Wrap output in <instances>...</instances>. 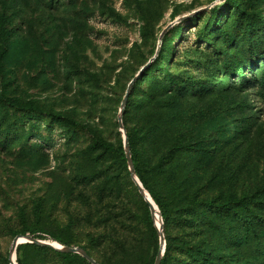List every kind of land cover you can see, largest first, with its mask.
I'll list each match as a JSON object with an SVG mask.
<instances>
[{
	"label": "rangeland",
	"instance_id": "374dc122",
	"mask_svg": "<svg viewBox=\"0 0 264 264\" xmlns=\"http://www.w3.org/2000/svg\"><path fill=\"white\" fill-rule=\"evenodd\" d=\"M0 17L9 31L0 94L36 110L0 102V264H9L21 231L81 247L98 264L154 258L160 242L158 233L156 241L150 237V226L157 230L158 221L118 154V117L139 174L153 187L136 129L149 118L164 122L165 264L185 260L182 248L199 225L204 250L226 256L227 264H264V250L243 242L242 207L229 220L227 240L197 213L186 228L176 210L202 199L240 206L264 185V0H0ZM171 77L184 81L183 90L162 89ZM176 112L191 119L201 147L214 144L211 157L189 151ZM120 199L129 203L134 227L121 218ZM251 210L264 217V204ZM14 262L67 264L33 247L15 252Z\"/></svg>",
	"mask_w": 264,
	"mask_h": 264
},
{
	"label": "trees",
	"instance_id": "16d2710c",
	"mask_svg": "<svg viewBox=\"0 0 264 264\" xmlns=\"http://www.w3.org/2000/svg\"><path fill=\"white\" fill-rule=\"evenodd\" d=\"M241 16V13L239 14V17ZM6 22L3 17H0V59H2L3 54L5 53V48L3 45H5L8 41L9 38V31L5 27ZM264 27V24H263ZM161 56L159 55L158 57L155 58V61L153 62V65L156 66L159 61L161 60ZM263 61V60H261ZM150 66V65H149ZM255 77L258 78L257 74H255ZM263 79H264V74H263ZM261 77V78H262ZM262 80V79H261ZM161 82V87L164 91L169 92V89L173 88H181L183 90L184 88V81L179 82L175 78L171 77L169 80ZM160 84V82H159ZM242 88L244 86H241ZM0 102H3L10 108H12L15 111H26V112H33L36 111L30 104L26 105H19L10 98H7L0 94ZM148 112H144L142 114V117L146 116ZM183 114L182 112H176L174 115V118L177 120L179 123L178 125V130L179 126H186L185 127V132H186V137L189 140V151L197 154L199 152H203L205 157L209 158L212 156L214 153V150H210V147L212 146H205V148L201 147L198 144L197 136L195 132H192V122L190 119V122L187 121L186 118H184V115H179ZM179 115V116H178ZM152 120V122L148 121ZM148 120H145L144 122H140L138 124V127L136 129V132H138L139 138L141 140V143L143 144V150H144V158L147 160V164L149 168H147V171L151 175L153 179V186H148L145 183V180L140 176L139 170H140V165L139 162L140 160H137L134 153H133V142L129 136H127L128 140V146H129V151H130V156L133 164V168L135 171V175L137 176L140 184L144 188V190L149 194L150 198L154 202L155 206L158 208V211L161 215V219L163 223L165 224L168 219V210H167V204L164 201L161 190L160 188L164 187L165 185V173L166 170L165 167L168 165V153L166 151L164 152L162 149L159 148V143L161 141V138L163 137V133L165 132V127H164V122L162 121L161 118L155 117V118H149ZM56 122V121H54ZM57 122H60L57 120ZM232 125V122L229 124V126L224 127L223 132H230L231 130L228 129ZM218 131V130H217ZM217 133V132H216ZM219 134H215L214 136L219 137L220 135V130L218 131ZM218 141V140H217ZM215 141V142H217ZM46 142V141H44ZM200 143V142H199ZM202 143H205V140L202 141ZM196 145V146H195ZM198 145V147H197ZM104 148H107L106 146L103 145ZM174 153L179 151L178 147H173ZM171 153V152H169ZM118 154L120 157L123 159V162L126 163L125 156H124V150L122 145L119 147ZM158 187L156 188L155 187ZM264 195V185L260 189V193H255L251 196H247L243 202H241L240 206H234L235 204L230 202V201H220L217 202V200H212V199H202L200 201L197 200H192L189 201L187 206H180L178 207L177 214L178 218L177 220H180L186 228L188 223V217L191 215H195V213L198 214L199 221H202L204 224L203 226L212 228L215 231L219 233V236L222 237V239H228L227 237L229 236V220L232 218V216H236L238 214V207H242L247 211V216L244 220V225L245 228L243 229L245 237H243V242L244 243H254L253 244V249L260 251L261 249L264 250V217L260 214L257 213L253 210H251L252 205H262L264 204V201L262 200V196ZM120 213H121V218L123 219L124 222L128 224V226H133L134 223V213L132 209L130 208V205L128 202H126L123 199H120ZM147 207V205L145 204ZM202 226H198L195 233L191 234L189 236L188 243H185L183 246V256L185 260H179L177 264H227V257L222 256V255H214L210 251L204 250L205 247H203L206 243V238L203 237L205 236V231L202 230ZM20 236H27L33 239H42L37 237L34 233L27 234L26 232H18L16 234ZM150 237L153 240H157V230L156 228L151 225L150 226ZM52 241H58L55 236H51ZM28 247H33L35 249H41V250H46L49 252H52L53 254L61 257L67 264H89L84 260L81 256L77 254H68V253H61L54 251L50 248L46 247H41L33 244H21L16 248V253H19L22 250H25ZM81 248V247H80ZM84 250L83 248H81ZM90 257L91 255L84 250ZM157 251L154 252V258H151L150 261L147 264H154V260L156 257ZM169 257V244L165 243L164 247V254L161 257L160 263L159 264H165L167 258Z\"/></svg>",
	"mask_w": 264,
	"mask_h": 264
},
{
	"label": "water",
	"instance_id": "95a60500",
	"mask_svg": "<svg viewBox=\"0 0 264 264\" xmlns=\"http://www.w3.org/2000/svg\"><path fill=\"white\" fill-rule=\"evenodd\" d=\"M155 59V58H153ZM152 59V60H153ZM150 62H148L139 72L138 74L133 78V80L130 82V84L128 85V88L125 92V96L124 99L122 101L121 106H123L125 104L126 98L129 94L130 91V87L132 86L134 80L136 79V77L140 74V72L146 68L148 66ZM118 122V127L120 129V131L122 132V139H123V150H124V156H125V160L128 166V171H129V175L131 180L133 181L139 195L143 198L145 204L147 205L148 209H149V213H150V217L152 218V220L154 222H156V220H158V227H157V233L159 235V242H160V247L157 251L155 260H154V264H159L161 257L163 255L164 252V239L161 233V226L160 224H162V219L160 216V213L158 211V209L156 208V206L154 205V202L152 201V199L150 198V196L148 195V193L144 190V188L142 187V185L140 184V182L138 181V179L136 178L135 175V171L133 168V164H132V160H131V156H130V151H129V146H128V140H127V136L123 130V126L121 124V120L120 117H118L117 119ZM33 244V245H37V246H41V247H46V248H50L54 251L57 252H61V253H68V254H77L79 256H81L84 260H86L87 263L89 264H98L92 257H90L84 250H82L81 248H77V247H59L58 245H55V243L53 242H45V241H41V240H37V239H33L27 236H20L17 235L13 238L11 245H10V249H9V256H8V261L9 264H15L14 261L12 260V256L15 254L16 252V248L21 245V244Z\"/></svg>",
	"mask_w": 264,
	"mask_h": 264
},
{
	"label": "bare ground",
	"instance_id": "6f19581e",
	"mask_svg": "<svg viewBox=\"0 0 264 264\" xmlns=\"http://www.w3.org/2000/svg\"><path fill=\"white\" fill-rule=\"evenodd\" d=\"M156 221H158V220H156ZM55 245H58V244H55ZM59 246V245H58ZM59 247H61V246H59ZM12 260L14 261V255L12 256ZM15 263V262H14Z\"/></svg>",
	"mask_w": 264,
	"mask_h": 264
}]
</instances>
